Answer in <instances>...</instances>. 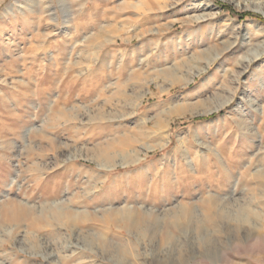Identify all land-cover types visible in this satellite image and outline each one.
<instances>
[{"label": "rangeland", "instance_id": "374dc122", "mask_svg": "<svg viewBox=\"0 0 264 264\" xmlns=\"http://www.w3.org/2000/svg\"><path fill=\"white\" fill-rule=\"evenodd\" d=\"M16 6L0 264H264V0Z\"/></svg>", "mask_w": 264, "mask_h": 264}, {"label": "bare ground", "instance_id": "6f19581e", "mask_svg": "<svg viewBox=\"0 0 264 264\" xmlns=\"http://www.w3.org/2000/svg\"><path fill=\"white\" fill-rule=\"evenodd\" d=\"M0 2H2V0H0ZM16 2H17V6L16 7H14V9L12 10V12L14 13V12H16V11H19V13L21 12H23L24 13V10L25 9H27V10H36V9H34L36 6H38L39 4H40V0H16ZM260 4V3H259ZM206 5H208V3H206ZM209 6V5H208ZM261 7V6H260ZM45 11L49 14V15H51V14H53L54 13V7L51 5V3H50V1L48 2V6L45 8ZM262 15H264V10H261L260 9V11H259ZM108 41H111L112 40V38H110V39H107ZM264 48V47H263ZM257 59H259V53H254V54H252L251 55V57H248L246 60L248 61V62H250V61H253V60H257ZM199 73V69L198 70H196L194 73H193V75H197ZM192 78L193 77H191V78H189V79H185V80H183V84L185 85V84H187L188 82H190L191 80H192ZM222 105V103H218V104H216V105H214L213 107H211V108H208V109H206V110H204V111H196V110H191V111H188L187 113L188 114H190V115H192V116H196V115H200V114H207V113H211V112H213V111H216L220 106ZM177 115H179V116H182V115H184L183 113L182 114H177ZM99 165V164H98ZM99 166H102L101 164L99 165ZM104 167V166H103ZM263 217H264V214H263ZM241 229H243V230H245L244 228H242V227H239L238 228V231H241ZM227 232V231H226ZM244 234V233H243ZM243 238V240L244 241H247L248 239H258L259 237H260V235H257V234H255V233H252V231H247V233H246V235L245 236H242ZM252 246V245H251ZM255 246V245H254ZM46 248V247H45ZM249 248V247H248ZM260 249V248H259ZM258 249V250H259ZM49 249H45V251H44V253H42V254H45L46 255V258L47 259H49V260H53V258H54V255H53V253L51 252V250L50 251H48ZM231 250V249H230ZM253 251H255L254 249H252ZM259 252V251H258ZM212 255V254H211ZM214 255V254H213ZM260 256V255H259ZM225 258V257H224ZM186 264H188V263H186ZM189 264H191V263H189ZM238 264V263H237Z\"/></svg>", "mask_w": 264, "mask_h": 264}, {"label": "crops", "instance_id": "0c3cea01", "mask_svg": "<svg viewBox=\"0 0 264 264\" xmlns=\"http://www.w3.org/2000/svg\"><path fill=\"white\" fill-rule=\"evenodd\" d=\"M49 248V247H48ZM50 249V248H49ZM51 250V249H50ZM43 257V256H42Z\"/></svg>", "mask_w": 264, "mask_h": 264}]
</instances>
